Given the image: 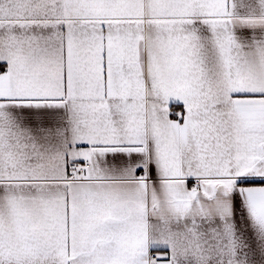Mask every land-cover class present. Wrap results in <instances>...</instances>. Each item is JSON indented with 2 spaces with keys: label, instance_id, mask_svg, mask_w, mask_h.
<instances>
[{
  "label": "snow or ice",
  "instance_id": "1",
  "mask_svg": "<svg viewBox=\"0 0 264 264\" xmlns=\"http://www.w3.org/2000/svg\"><path fill=\"white\" fill-rule=\"evenodd\" d=\"M0 264H264V0H0Z\"/></svg>",
  "mask_w": 264,
  "mask_h": 264
}]
</instances>
